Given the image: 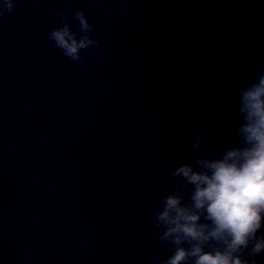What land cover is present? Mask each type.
<instances>
[{"label": "water", "instance_id": "1", "mask_svg": "<svg viewBox=\"0 0 264 264\" xmlns=\"http://www.w3.org/2000/svg\"><path fill=\"white\" fill-rule=\"evenodd\" d=\"M65 26L92 41L78 59L51 38ZM261 78L264 0H15L0 17V264L226 251L166 235L159 213L169 196L191 205L178 168L251 147L243 92ZM261 241L264 226L233 255L264 264Z\"/></svg>", "mask_w": 264, "mask_h": 264}, {"label": "clouds", "instance_id": "2", "mask_svg": "<svg viewBox=\"0 0 264 264\" xmlns=\"http://www.w3.org/2000/svg\"><path fill=\"white\" fill-rule=\"evenodd\" d=\"M14 7L15 0H0V17ZM79 19L87 30V20L82 14ZM51 38L73 59H78L80 51L92 43L87 37L77 38L67 26L54 31ZM242 110L248 122L241 131L251 147L229 151L222 159L202 160L199 170L187 164L178 168L175 175L183 177L185 187L191 186V205L173 195L164 201L159 213V220L169 226L166 235L226 241L227 250L223 252L195 248L191 254L197 257L196 264H242L233 253L247 247L264 226V78L243 92ZM202 218L211 223V231L201 223ZM253 251H264V241L257 243ZM186 256L180 249L169 264H182Z\"/></svg>", "mask_w": 264, "mask_h": 264}]
</instances>
